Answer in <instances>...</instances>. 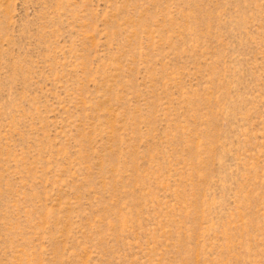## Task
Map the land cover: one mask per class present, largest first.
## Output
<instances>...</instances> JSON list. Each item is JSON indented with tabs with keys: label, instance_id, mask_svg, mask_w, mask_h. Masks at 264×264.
<instances>
[{
	"label": "rangeland",
	"instance_id": "374dc122",
	"mask_svg": "<svg viewBox=\"0 0 264 264\" xmlns=\"http://www.w3.org/2000/svg\"><path fill=\"white\" fill-rule=\"evenodd\" d=\"M0 264H264V0H0Z\"/></svg>",
	"mask_w": 264,
	"mask_h": 264
}]
</instances>
